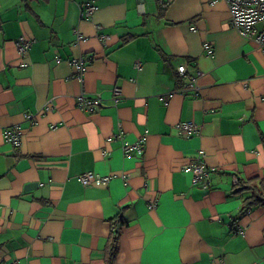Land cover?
<instances>
[{"label":"crops","instance_id":"crops-1","mask_svg":"<svg viewBox=\"0 0 264 264\" xmlns=\"http://www.w3.org/2000/svg\"><path fill=\"white\" fill-rule=\"evenodd\" d=\"M180 64L202 72L197 92ZM81 91L102 106L77 108ZM189 121L197 133L177 129ZM199 150L208 188L182 170ZM263 171L264 55L225 1L0 0V264H264V209L243 210L240 189ZM86 172L111 178L81 185Z\"/></svg>","mask_w":264,"mask_h":264},{"label":"built area","instance_id":"built-area-1","mask_svg":"<svg viewBox=\"0 0 264 264\" xmlns=\"http://www.w3.org/2000/svg\"><path fill=\"white\" fill-rule=\"evenodd\" d=\"M218 0H210V4L214 5ZM225 1L228 7V12L230 15V25L232 28L236 29L243 37L252 40L255 45L260 49V51L264 55V0H221ZM95 10V6L93 4H86L82 7L83 15L86 18H90L91 14ZM76 35V40L79 41L81 35L79 31L74 30ZM31 45V41L25 38L24 36H19L15 40V46L17 49V53L23 59L27 56ZM210 45V44H209ZM204 49L206 53L210 55L212 53V49L204 44ZM55 59H59L58 56H55ZM69 64L74 69V74L78 80L82 79V75L87 66V62L84 61V58L77 57L69 60ZM177 74L180 78L187 76V83L183 84L184 90H191L194 92L198 91V86L195 84L196 78L202 74V72L195 68H189L187 64H180L176 69ZM121 97V89L119 87H114L112 89V100L117 102V100ZM76 102L78 107L84 111H94L97 107L102 106L100 98L96 95H90L83 91H81L76 96ZM51 109L50 105H46L44 107V111H48ZM25 118L31 117L30 114L25 113ZM177 129L180 131H185L187 134L197 133L198 129L196 125L192 122H179L177 124ZM3 137L6 141L19 144L22 138V131L19 125H13L11 127H7L3 130ZM144 148V137L142 136L134 143L124 142L122 146V150L125 155H129L132 152L141 153ZM204 156V151L199 150L197 152L198 160L183 166L182 170L186 172H190L192 174L191 183L193 185H201L203 188L209 187V177L210 172H212L213 168H208L206 164L202 161ZM110 176H98L92 173H81L78 176L79 183L81 185H88L92 182L96 184H106L110 180ZM201 183V184H199ZM234 183H237V179L234 178ZM232 229L234 233L242 234L243 228L235 221L232 223ZM2 264H17V262L12 261L8 263ZM212 264H224L221 260L213 261Z\"/></svg>","mask_w":264,"mask_h":264},{"label":"trees","instance_id":"trees-1","mask_svg":"<svg viewBox=\"0 0 264 264\" xmlns=\"http://www.w3.org/2000/svg\"><path fill=\"white\" fill-rule=\"evenodd\" d=\"M75 100H76V97H75ZM76 107L79 108L77 105V102H76ZM240 185H241L240 189L241 188L246 189L247 191H249L250 196H251L243 200L244 201L243 210L244 209L247 210L255 204L260 205L264 209V171H263V175L260 178L259 182H257L256 180H250L244 186H242V183H240Z\"/></svg>","mask_w":264,"mask_h":264}]
</instances>
